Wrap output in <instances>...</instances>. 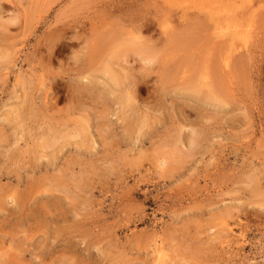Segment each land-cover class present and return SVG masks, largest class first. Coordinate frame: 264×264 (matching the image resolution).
I'll use <instances>...</instances> for the list:
<instances>
[{"label":"rangeland","instance_id":"1","mask_svg":"<svg viewBox=\"0 0 264 264\" xmlns=\"http://www.w3.org/2000/svg\"><path fill=\"white\" fill-rule=\"evenodd\" d=\"M0 119V264H264V0H0Z\"/></svg>","mask_w":264,"mask_h":264},{"label":"bare ground","instance_id":"2","mask_svg":"<svg viewBox=\"0 0 264 264\" xmlns=\"http://www.w3.org/2000/svg\"><path fill=\"white\" fill-rule=\"evenodd\" d=\"M203 25V24H202ZM177 33V32H176ZM174 34V32L171 34V36L170 37H172V35ZM141 37V36H140ZM175 37V36H174ZM175 38H177V37H175ZM185 38V37H184ZM183 37H181V40H183L184 39ZM190 38V37H189ZM177 40V39H176ZM172 41H174V39L172 40ZM185 41H186V38H185ZM187 41H188V39H187ZM192 42V41H191ZM174 43V42H173ZM186 43V45H187V42H185ZM181 44H183V43H180L179 45H181ZM142 45V44H141ZM190 45V44H189ZM223 45V44H222ZM143 46V45H142ZM176 47V46H175ZM187 47V46H186ZM182 48V47H181ZM188 48V47H187ZM184 49H185V47H184ZM237 65V64H236ZM171 67V66H170ZM187 67V66H186ZM175 68V67H174ZM122 72V71H121ZM203 72V71H202ZM207 72V71H206ZM216 72V71H215ZM204 73V72H203ZM206 74V73H205ZM221 74V73H220ZM242 74V73H241ZM176 75V74H175ZM216 75H217V73H216ZM219 76V75H218ZM222 76V75H221ZM227 76V75H226ZM126 77V76H125ZM214 77V76H213ZM177 78V77H176ZM221 78V77H220ZM211 80H212V78H210ZM215 79V78H214ZM213 79V80H214ZM137 80V79H136ZM89 82V81H88ZM208 82V81H207ZM193 83V82H192ZM209 83V82H208ZM190 84V83H189ZM217 84H218V82H217ZM188 85V84H187ZM197 85H199V84H197ZM210 85H212V82L210 83ZM210 85H208V86H210ZM214 85V84H213ZM129 86V85H128ZM193 86V85H192ZM192 86H190V87H192ZM195 86H196V84H195ZM194 87V86H193ZM215 87H217V86H215ZM139 88V87H138ZM201 88V87H200ZM112 89V88H111ZM191 89V88H190ZM207 89V88H206ZM220 89H221V87H220ZM127 90L129 91V89L127 88ZM209 90V89H208ZM210 90H211V88H210ZM213 90V89H212ZM166 91V90H165ZM215 91V90H214ZM167 92V91H166ZM201 92V91H200ZM205 92V91H204ZM219 93V92H218ZM187 94V93H186ZM190 94V93H189ZM216 98H218V97H216ZM106 100V99H105ZM23 102H25V101H23ZM24 105V104H23ZM22 106V105H21ZM125 106H127V104L125 105ZM20 112V111H19ZM8 113H10V112H8ZM129 113V112H128ZM7 115V114H6ZM14 118V117H13ZM1 120V119H0ZM5 122L7 123V121L9 122V123H11L12 122V119L8 116V117H6L5 119ZM135 120V119H134ZM13 123V122H12ZM9 125V124H8ZM102 128V127H101ZM83 129V128H82ZM75 130H76V128H75ZM16 134V133H15ZM77 135V134H76ZM63 136V135H62ZM61 136V137H62ZM75 136V135H74ZM71 137V136H70ZM72 137H73V135H72ZM83 137V136H82ZM63 138V137H62ZM92 138V137H91ZM90 138V139H91ZM57 139V138H56ZM56 139H53L52 138V140H56ZM93 139V138H92ZM91 139V140H92ZM52 140H49V141H52ZM79 140V139H78ZM82 141V140H81ZM86 141V140H85ZM84 142V141H83ZM91 142V141H90ZM82 143V142H81ZM80 143V144H81ZM85 143V142H84ZM53 144H55L54 142L53 143H49L48 142V145L50 146V145H53ZM78 144V143H77ZM83 144V143H82ZM88 144V143H87ZM87 144H83V146L84 145H86L87 146ZM43 146H45V145H43ZM80 146V145H79ZM78 146V147H79ZM82 146V147H83ZM89 146V145H88ZM93 146V145H92ZM45 147H47V146H45ZM75 147H76V145H75ZM90 147V146H89ZM80 148V147H79ZM87 148V147H86ZM47 149V148H46ZM50 149V148H49ZM78 149V148H77ZM85 149V148H84ZM63 150V149H62ZM80 150V149H79ZM54 152V151H53ZM45 153V152H44ZM43 153V154H44ZM47 154V153H46ZM56 155H57V152L55 153ZM37 155V154H36ZM38 155H40V153H38ZM40 157V156H39ZM47 157V156H46ZM43 158V157H42ZM50 158H52V157H50ZM56 158V157H55ZM59 158V157H58ZM37 159H39V158H37ZM34 161H35V159H34ZM33 161V162H34ZM52 162H53V165H55L54 163V161L52 160ZM38 166L40 167V165L38 164ZM43 166V165H42ZM45 167H46V165H45ZM38 168V167H37ZM38 170V169H37ZM63 171V170H62ZM6 173V172H5ZM8 175H10V174H8ZM17 176H18V174H16ZM6 176V175H5ZM255 178V177H254ZM249 179H251V178H249ZM40 186V185H39ZM28 189V188H27ZM49 190V189H48ZM52 190H54L53 188L52 189H50V191H52ZM49 191V192H50ZM46 192H47V190H46ZM41 194H43V193H41ZM21 195V194H20ZM23 195H24V193H23ZM28 195H30V194H28ZM33 195V194H32ZM32 195H30V196H32ZM25 196V195H24ZM27 197V196H26ZM29 197V196H28ZM24 198V197H23ZM31 198V197H30ZM29 198V199H30ZM34 198V197H33ZM12 199V198H11ZM14 199V198H13ZM12 199V200H13ZM25 199V198H24ZM15 200V199H14ZM27 201H28V199H27ZM15 202V201H14ZM4 203H6V202H4ZM71 203V202H70ZM21 204V203H20ZM27 204V203H26ZM17 205V204H16ZM56 205V204H55ZM2 206V205H1ZM19 206V204L17 205V207ZM22 206H24V204H22ZM27 207V206H26ZM40 207V206H39ZM59 207V206H58ZM23 210V209H22ZM19 211V210H18ZM25 211V210H24ZM20 212V211H19ZM47 213V212H46ZM184 237V236H183ZM184 241V240H183ZM171 244V243H170ZM160 253V252H159ZM173 254V253H172ZM162 256H163V253H162ZM158 257V256H157ZM165 259V258H164ZM153 262V261H152ZM167 262V261H166ZM154 263V262H153ZM159 263V262H158ZM155 264V263H154ZM162 264V263H161ZM165 264V263H164Z\"/></svg>","mask_w":264,"mask_h":264}]
</instances>
